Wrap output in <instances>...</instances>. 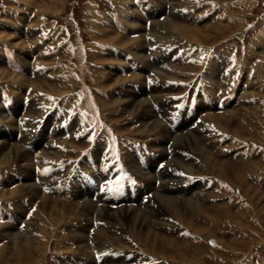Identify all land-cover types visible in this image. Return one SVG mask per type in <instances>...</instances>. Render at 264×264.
<instances>
[{
  "label": "rangeland",
  "instance_id": "obj_1",
  "mask_svg": "<svg viewBox=\"0 0 264 264\" xmlns=\"http://www.w3.org/2000/svg\"><path fill=\"white\" fill-rule=\"evenodd\" d=\"M41 1L49 2L50 0H0V39L3 43L14 46L17 56L22 58L25 64H28L30 57H28V59L25 58V52H27L26 47L30 48L32 46H27L25 39H21V37L23 36L25 38L27 36V32H29V44L32 45L37 41L35 39L30 40L31 37L34 38V35L38 36V40L45 38L47 40L49 38L47 40V46L45 47L43 54L37 58L35 65L37 66L36 68H38V65L45 66L46 70L51 74L47 73L45 75L46 71L42 67L45 73H39V71H35V74L33 75L30 69H28L29 75H27V73L23 75L17 72H11L10 67H7L6 64L1 65L3 64L1 63L0 71L7 72L8 76L4 79L0 78V81L10 82L11 85H17L18 90L23 89V86H19V83L22 82V85H25L23 95L26 89L29 86L31 87V95L29 94V97H31L32 101L36 100V102L35 105L31 107V116L29 117L27 115V117L30 119L36 117V120L39 121L43 116H39V114H41L39 104L44 106L46 103H50V106L54 108H60L63 111L66 110L67 118H70L71 116L70 124L65 123L64 125H66V127H61L60 130L66 132L70 127L69 136L67 141L63 140L60 141L58 145H53V150L50 151L46 149L49 146L44 147V145H46V142L44 141L47 140V143H49L47 138L51 136L53 132L47 128V125L46 128H44L43 124V127L41 125L40 131L38 133V138H33V136L26 134L29 133L28 130L25 132V137H27L26 143H29L32 146L31 148L26 146L28 148L26 149L24 146L25 144L22 142L25 137L22 139L20 135L22 132L16 134L17 125L13 128L8 126L16 123L14 118L16 119V117L19 115V111L25 107L21 103L23 96H18V92H22L20 90H11V92L15 93L17 96V99L15 98L14 102L20 105L17 106L18 108L16 111L11 109V113L5 112L2 105H0V110L4 111V115H8V117L11 116V120L14 122H3V120H0L1 125L5 124L7 126L5 127L7 133H5L2 129L0 130V143H5L3 141H8L12 145L15 143L24 150H28L27 152L30 154L27 153V160L19 158L18 161L13 162L6 167L0 168V183H3L4 185V188L2 189L3 191L0 189V199L2 198V205L3 202L6 203V198L10 195L7 193L11 190L9 189L8 184L10 183L9 180L12 177L17 182V184L14 186V189L21 187L22 185L20 184H23L22 187H28L31 186V184H34L39 194V190L47 188L49 191L53 192V194H48L49 196H47V194L42 195V197L47 196L46 198L49 201L52 199V201L57 202L58 199V202H63L65 206L72 204L73 201H77L80 205L86 203L87 206H90L91 204L93 210H95V204L90 199V197L80 201V198L83 196V190H81V187L78 185H74L71 192L74 199L66 200L61 196L64 195L61 193H65L63 187L64 178L58 170V163L60 158H62L60 163L65 169H67L68 167L66 166L65 162H67L70 158H73L74 160L82 157L83 153L87 151V148H90L91 146L94 147L92 149V153L96 154V158L97 154H99L97 149L103 148L106 149L105 154H103L105 164L115 161V167H118L120 170L115 181H111V193L120 191L117 185L121 181H125L128 176H134L131 174V172L135 174L138 179L140 178V175H145L143 177H146L149 180L152 179L149 184H146L143 180L139 179L140 183H142V188H144V186L146 188H144L145 192L142 193L146 194L150 191H153V193L148 198L143 208L140 204L137 206H132V208L138 209L141 212V214L139 211L136 212L137 216L139 217H145V213H148L147 218H149L146 219L147 221L145 220L148 229H145L144 226H139L138 224H130L129 220L126 221L124 217H122L123 219L119 220L117 223L113 221L111 224L106 223V221L104 222L106 227H108L107 229L103 230L106 234H110L111 236L109 240V242H111L108 246L114 247L117 253L127 254V250H132L134 253L138 252L139 256L144 258L143 264H242L246 262L249 264L248 261L252 262L251 259H254L255 257L256 259L259 258L264 261V39L261 43L257 42L259 41L260 36H264V0H197V3L201 4L200 7H202V10L200 11L199 8L194 10V19L191 18V21L186 20L185 22L179 17L182 16V14H180L178 10H175V14H173L172 11H170L171 14H166L165 3H171L173 8L187 6L193 9L194 2L196 0H150L153 8H156V2L162 9L159 14L165 13L166 16L162 19L158 18L159 20L156 19L154 10L152 8V12L146 11V17H142V22H140L141 14L133 15V20H135L137 23L124 20V24L128 28L131 26L130 28L133 29L128 30V35H130L129 37L125 36V34L117 33L116 29L112 25H100L96 20H94L95 17H97V19L99 18L98 15H101V18H105V12L113 7L111 0H63L64 3L61 5V9L54 14L48 13L47 15H39L40 9L38 6L41 4ZM121 1H123L124 5L130 4V2H127V0H115L114 3H116V8H119ZM163 1H165V3H162ZM241 1H248L247 4L250 7L247 12H244L245 7ZM173 2L175 3L173 4ZM129 8H131V6ZM206 8L207 10L203 12ZM93 12L95 13L94 16H92L94 14ZM121 12L122 11L119 9V13ZM130 12L134 13V9H131ZM122 13L125 14V10ZM204 13H206L207 16L202 18L201 16ZM149 18L153 19L150 29L152 44L156 43L157 45L163 47L169 44L171 48L166 51H174L177 54L179 50H183L182 54L185 56L188 55L183 62H179V65H170V70H164L163 72L156 74L155 78L159 79V84L157 86H151L153 89L151 96L153 95V98L161 106H166L167 104L166 98L164 97L166 94H162L161 96L158 94V92L165 93L168 90H170L175 95H178L179 93H184L185 90L187 92V89L190 88V95H188L187 92L185 97H191V100H194L198 95V89L201 90V88L205 86V78H203L202 74L204 68L208 65V72L205 74L207 75L206 77L208 79L205 80H209V82H206V89L211 86L214 88L213 90H209L210 94L216 95L221 91L226 90V93H229L231 96L230 99L233 96H236L235 101L232 100L233 102H227L225 107L220 108L218 106V109L215 110V113L213 112L214 108H212V105H208L206 103V105H204L200 102L198 108L195 111V115H199L202 111L209 110L211 112H207L205 115L210 116L207 117L204 115V120L202 119L201 123L196 128H194V130L187 131L186 133L180 132L178 135L173 134L169 126L165 125L162 119L158 118L154 113L149 102L150 98L147 96V93L144 92L142 83V79L145 80L143 78V73H147L148 71L143 68H139V74L135 75V73H131L130 76H117L115 74L117 73V67H115V64L121 62L117 59L105 57L107 54H110L107 53L110 51H107L105 55L103 53V46L97 45L96 52L91 50L92 46H96V42L102 44L109 43L121 47L119 44L117 45V43L115 44L106 40L116 36L117 34L125 37L127 40L134 39V37L141 38V47L134 43L125 45L121 48H125L127 52H130L134 59H142L145 64H149L150 66L151 62H149L148 58H142L145 50L143 42L145 38L143 30H145V27L143 25L145 24V20ZM167 18H171L173 22H178L181 24L184 23L191 27L199 26L198 28L220 24L222 25L221 30L224 31V34L222 36H220V34V37L211 44H199L192 41L190 42V40L188 41L187 39L178 36L164 39L162 36L166 34V32L161 28L159 23H162L163 20ZM197 19H200V22ZM60 21L68 22L65 29L60 30L58 28L60 27ZM40 23H42L41 26ZM22 26L27 28L26 34L23 31L24 28H20ZM34 26H36L35 28L37 31L32 34V28ZM47 27L48 36L45 34L44 30V28ZM5 29L9 32H13V34L8 33ZM67 29L72 31H68ZM109 29L112 30L113 33L107 35V30ZM40 31L43 33H40ZM21 32L22 34H20ZM65 32H68L70 38L73 37L70 40L71 42H77V47L82 48V50H80L81 52H78L77 54H71V52L68 50L67 44L63 45L62 43H59V41L63 39V33ZM260 33L263 34L259 35ZM239 39H243L244 42L241 43ZM82 40H89V42H86V47L84 46V43H82ZM15 42L21 43L14 45ZM19 46L21 48H19ZM38 47L36 45V49H29L28 51L33 54L37 51ZM0 50L2 52L6 51L4 49ZM193 50L194 52H192ZM157 51H159V49L156 51L154 50L153 55L155 54V56H157ZM70 54L73 57H71ZM222 54H224L227 59H225V61L217 67L218 63L213 60L219 58ZM45 56L46 58H44ZM69 58L72 62L75 74L72 73L71 66L69 64ZM231 62L242 65L244 71L245 69L248 70L246 73L243 72L242 74L243 77L244 75L247 76L244 78V80L239 77L235 84H233L234 89H229L228 82L224 81L223 79V75L226 73V66ZM248 65H252V69H249ZM103 66L107 70L104 69ZM249 70H252V72L250 73ZM96 71L100 73L102 82H98L96 78V74L98 73ZM155 71L159 72V70ZM109 75L111 76V80L108 79ZM15 76L24 80L22 81V79L14 78ZM116 77L125 78L127 80L123 81V84H116L114 83ZM212 78L214 80L217 79L219 83L212 81ZM165 79H173L175 88L171 89V87H166ZM135 80L138 82V84H141L139 85L140 93L136 92L138 90L137 87H135L134 90V88L128 85L129 81ZM240 82L245 84L247 89H245L243 85L241 89H239L241 86ZM10 83L9 86H11ZM50 86H55L57 89L60 88L63 90V92L58 95L49 93L48 91H51L49 89ZM27 92L28 91H26V93ZM144 94L145 96H142ZM139 96H142L143 99L147 100L148 105H150L149 108L152 109L151 112L153 114V119L155 118L157 121H159L164 129H156L154 132L152 131L153 133H151L147 129V124L144 126L142 125L143 121L146 120L145 116H143L144 118L141 119L142 113H130L122 109L123 106L120 105V103L126 101L131 103L133 107L135 105L133 102L140 101L137 99ZM183 99L175 100L173 103H180ZM214 99L218 100V97H215ZM237 100L239 102H237ZM213 103H218V101ZM106 106H109V108ZM234 108H237V110ZM115 111L116 113H114ZM221 111H223V113ZM54 113H57V111L53 110L52 114ZM62 115L64 116L63 112ZM191 120L189 123H191ZM151 121V119L148 120V124H150ZM48 123L49 121L47 124ZM30 124H32L31 121ZM207 124L213 127L215 132L212 134L200 133L201 131H199V129L204 128V126ZM186 125L188 124L184 122L183 127H179V130L185 128ZM35 126L36 125L33 124L31 125L32 130ZM37 129L38 128H36V130ZM3 133H5L9 139H5L2 136ZM16 135H19V140H16ZM185 135L191 139V142H189V140L187 141L186 139V141H184V145L181 146V139H179V144L177 138L184 137ZM43 137H45L46 140H43ZM52 138L58 140L57 136H53ZM169 139H172L171 147L173 149H170V151H174V154L170 159H167V161L164 162L167 155L165 147L171 141ZM231 142L232 144H230ZM63 143L66 144L63 145ZM147 145H149L150 149H155V154H149L145 148ZM69 146H71L70 149ZM43 147L45 149H43ZM64 148L66 149V152L63 154L65 150ZM200 148L202 149L199 151H207L206 153L212 156V158L215 157V161H219V163L227 161L229 162L228 164L234 165V167L237 169L242 168V170H239L240 175H242L243 180H246L245 182L248 189H252V191H250L251 200L248 196H246V186H244L240 181L231 183L226 177L224 178L220 175L218 176L216 171L213 173L208 169L204 155L198 151ZM37 149H40L39 153H36ZM161 149H163V151ZM127 153L129 155L125 156ZM136 153L142 155L143 161L153 163L150 167L149 173L148 171H144L137 166L135 160L132 158V156H134ZM108 154H110V156H108ZM126 157L128 160L127 164L124 161ZM73 160L71 163L74 162ZM47 161H50V165L53 166H46ZM82 163H84V161H82ZM13 164L15 167L19 168H15ZM27 164L29 167H31L29 168ZM157 165L162 167V169L159 172V175L155 176L153 170ZM79 166H81V160L79 161ZM127 166L131 172L128 170ZM27 169L29 170L28 172ZM15 170L19 171L17 172ZM34 170L37 172L41 170L46 172V174L45 176L37 177L38 173L41 174V172H38L36 175H34ZM110 170L112 169L110 168L108 171ZM102 171L103 169L96 171V176H103ZM112 171L114 174H117V170L113 169ZM7 172L11 173L10 175L12 176H9V173ZM13 172H17V177L21 176L22 178L19 180L13 175ZM229 176L231 177V175ZM157 177L160 179V181H162L156 186V188L152 182H155V178ZM34 178L38 179L35 180ZM158 178L156 181L159 180ZM34 181H36L38 185ZM51 181L55 182L53 186L54 188H51L52 186H50ZM203 182H206L208 186L207 190H203L204 192L201 190L202 185L199 184ZM24 183L26 184L24 185ZM40 183H42L41 187ZM190 183L195 184L193 186L183 187V185L187 186ZM87 186L88 183L85 182V187ZM159 187L161 189H159ZM55 190H57V193H55ZM158 193L167 198L173 197L172 199H177L179 197L178 199H184L186 202H190V200H192V202L195 201L196 203H199L201 206L197 210L201 211L198 212L197 210L191 211L192 205L190 206L187 204V208L189 210L187 220L191 222L190 226L192 227L187 226L186 223L181 222L177 217L173 216V214L167 212L165 209H161V205L155 199ZM143 194L142 197L144 196ZM26 195L27 194L16 196L15 194H12L8 197V200H11L13 203V213L16 220L11 218L9 214H6L9 213V208L12 207L11 205H5L6 209L3 211L4 214L0 217L6 216L18 223L19 220L17 217H24V214L29 211V203H35L36 201V208L31 211V216L28 214L30 218L27 217L24 221L25 223H23H38L42 226V229H40L41 227L39 228L40 233L42 232L45 234H40L34 227H30V230L29 228L27 230L24 229L25 231H20L17 229L19 235L23 239L31 240L30 242L34 244L37 249H39L42 245L44 248L46 247V251L42 253H39L38 250L30 249L33 251L32 264H40L43 262L45 264H55L56 261H61L63 264H97L93 256V249H91V251L86 254L82 253V251L77 252V242L75 244H71L72 241L70 240L69 236L70 232L66 229L72 228L74 224H80L81 226H86L84 229L89 230L88 236H90V230H92V227H89V225L86 224H90L91 221L90 219L87 220L86 214H81L83 211L79 213L80 215L77 214L71 218H68L70 219L68 222H62L57 225L54 223H48L46 225L38 219L40 208L37 206V204L39 203L38 199L42 197H39L33 201L32 199L34 194L32 197H30V193L28 194L29 197ZM54 195L58 198L56 199ZM4 198L5 200H3ZM121 198L124 199L125 196ZM16 199L17 201H14ZM25 202H27L29 208L25 206ZM106 205H108V203H105V205L102 207H104V209L112 210V208L110 209V207L108 206V208ZM19 206L25 207L26 209L22 214H17L20 209ZM124 206L130 207L131 205L129 204ZM220 206H226L230 213L220 211L219 214L215 208ZM67 208L68 206L63 210L65 213L68 211ZM147 208L150 210L149 212L146 210ZM99 224H102V222H98L97 226ZM9 225L10 223H0V228L1 226L8 228ZM70 225L72 226L69 227ZM97 226H93V229L98 228ZM45 228L47 230H45ZM101 229L102 228H99V230ZM196 229H198L200 233L196 232ZM148 230H150L151 233H156L158 235V239L166 238V240H174L177 242L176 244L178 246L173 244L170 248L164 249L163 244L157 243L152 247V241L148 240ZM131 232L134 233V236ZM49 236L50 238H48ZM2 237L3 236H0L2 243L6 244L7 240L3 239ZM45 242H47L46 245ZM88 245L95 249L93 243H88ZM101 248L103 247L99 246L97 247V250H104L107 248V246L104 247V249ZM10 249L11 247L9 248V251L11 252L12 249ZM51 255L54 259L53 262L49 259ZM69 256H73L75 260H72ZM91 259L93 260V263L87 262Z\"/></svg>",
  "mask_w": 264,
  "mask_h": 264
},
{
  "label": "bare ground",
  "instance_id": "obj_2",
  "mask_svg": "<svg viewBox=\"0 0 264 264\" xmlns=\"http://www.w3.org/2000/svg\"><path fill=\"white\" fill-rule=\"evenodd\" d=\"M115 1V0H114ZM162 1V0H161ZM63 3H64V1L63 0H50L49 2H47V1H41V4L38 6L39 7V15L40 14H45V15H47L48 13L49 14H54L55 12H57L58 10H60L61 9V5H63ZM162 3H165V1H163ZM175 2H173V4H174ZM116 4V3H115ZM165 4H168V2H166ZM127 6V5H126ZM162 6V5H161ZM164 6V5H163ZM120 7V6H119ZM190 7H191V5H190ZM129 8V7H128ZM176 8V7H175ZM119 9V8H118ZM166 11V10H165ZM164 11V12H165ZM177 12V11H176ZM214 12V11H213ZM125 13H126V11H125ZM148 13V12H147ZM178 13V12H177ZM235 13V12H234ZM179 14V13H178ZM177 14V15H178ZM221 14V13H220ZM225 14V13H224ZM42 15V16H43ZM219 15V14H218ZM35 17V16H34ZM169 17V16H168ZM234 17V16H233ZM235 17H238V16H235ZM37 18V17H36ZM38 18H39V16H38ZM203 18V17H202ZM217 18V17H216ZM241 18V17H240ZM24 19V18H23ZM34 19V18H33ZM243 19V18H242ZM39 20H41V19H39ZM198 20V19H197ZM200 20V19H199ZM198 20V21H199ZM217 20V19H216ZM46 21V20H45ZM158 22V21H157ZM156 22V23H157ZM200 22V21H199ZM235 22V21H234ZM44 23H46V22H44ZM137 23V22H136ZM145 23V22H144ZM187 23V22H186ZM213 23V22H212ZM219 23V22H218ZM34 24V23H33ZM41 24L42 23H40V26H41ZM209 24V23H208ZM35 25V24H34ZM37 25V24H36ZM159 25L161 26V28L162 29H164L165 30V32H166V34H164L163 36L162 35H160V36H162L164 39H167V38H170V37H175V36H178V37H181V38H185V39H187L188 41L190 40V42L192 41V42H197V43H203V44H211V43H213V42H215L220 36H222L224 33V31H222L221 30V27H222V25H220V24H216V25H213V26H207V27H204V28H198L197 26L196 27H191V26H188L187 24H181V23H178V22H173L172 21V19L171 18H167V19H165V20H163V22L162 23H159ZM196 25V24H195ZM31 26V25H30ZM33 26V25H32ZM48 26V25H47ZM98 26V25H97ZM142 26V25H141ZM144 26V25H143ZM157 26V25H156ZM36 27V26H35ZM131 27V26H130ZM129 27V28H130ZM133 27V26H132ZM155 27V26H154ZM38 28V27H37ZM154 29V28H153ZM157 29V28H156ZM223 29V28H222ZM33 30V29H32ZM141 31V30H140ZM154 31V30H153ZM157 31V30H156ZM42 32V31H41ZM143 32H144V30H143ZM230 32V31H229ZM43 33V32H42ZM110 33H113L112 32V30H107V35L108 34H110ZM136 33V32H135ZM20 34H22V32L20 33ZM160 34V33H159ZM221 34V35H220ZM220 35V36H219ZM42 36V35H41ZM40 36V37H41ZM21 37V36H20ZM132 38V37H131ZM108 42H112V43H117V45L119 44L121 47H124L125 45H130V44H137V46L139 45H141L142 44V40H141V38H136V37H134V39H131V40H127V39H125V37H123V36H121V35H116V36H113V37H111V38H108V39H106ZM258 40V39H257ZM263 40V39H262ZM143 42H144V40H143ZM259 42V41H258ZM19 43H21V42H15L14 43V45H18ZM136 46V45H135ZM143 46V45H142ZM260 46V45H259ZM119 47V46H118ZM141 47V46H140ZM19 48H21L20 46H19ZM24 49V48H23ZM141 49V48H140ZM189 49V48H188ZM253 50V49H252ZM255 51V50H254ZM135 52H136V50H135ZM253 52V51H252ZM140 56H141V54H140ZM136 57V56H135ZM138 57V56H137ZM142 58H144V59H146L147 57L143 54L142 55ZM141 59V58H140ZM142 60V59H141ZM262 60V59H261ZM27 61V60H26ZM138 61V60H137ZM143 61V60H142ZM150 62V61H149ZM215 64V63H214ZM148 66H149V64H148ZM68 67V66H67ZM150 67V66H149ZM110 68V67H109ZM97 70V69H96ZM94 71V70H93ZM98 71V70H97ZM96 71V72H97ZM147 71V70H146ZM214 71V70H213ZM95 72V71H94ZM207 72H208V70H207ZM93 73V72H92ZM98 73V72H97ZM160 73V72H159ZM109 74V73H108ZM113 75V74H112ZM136 75V74H135ZM212 75H213V73H212ZM8 76V73L7 72H3V71H0V78L1 79H4L5 77H7ZM96 78H97V80H98V82H102V77L100 76V73H98V74H96ZM207 76V75H206ZM94 77H95V75H94ZM14 78H17L16 76L14 77ZM95 78V79H96ZM166 78H168V77H166ZM17 79H22V78H17ZM108 79L109 80H111V76L109 75V77H108ZM116 80H115V82L114 83H122L123 81H126L127 79H125V78H115ZM129 79V78H128ZM24 79H22V81H23ZM132 80H134V79H132ZM166 80V79H165ZM26 81V80H25ZM114 81V80H113ZM121 81V82H120ZM136 81V80H135ZM27 82V81H26ZM211 82V81H210ZM18 83V82H17ZM21 83V84H20ZM19 83V86H23V89H19L22 93H19L18 92V96H20V97H22L23 96V92H24V87H25V85L23 84L22 85V82H20ZM24 83V82H23ZM143 83V82H142ZM260 83V82H259ZM123 84V83H122ZM27 85V84H26ZM111 85V84H110ZM125 85V84H124ZM139 85H141V84H139ZM252 85H254V84H252ZM119 86V85H118ZM117 86V87H118ZM40 87V86H39ZM102 87V86H101ZM115 87V86H114ZM127 87V86H126ZM212 87V86H211ZM35 89V88H34ZM39 89V88H38ZM40 89H41V87H40ZM51 91H48L49 93H53V94H60L61 92H63V90L62 89H57L55 86L54 87H51L50 86V88H49ZM42 90V89H41ZM155 90V89H154ZM161 90V89H160ZM120 91V90H119ZM133 92V91H132ZM20 94V95H19ZM126 94V93H125ZM244 94V93H243ZM242 94V95H243ZM63 95V94H62ZM157 95V94H156ZM132 96V95H131ZM142 96H145V94L144 95H142ZM142 96H139L137 99L138 100H140V101H138V102H133L135 105L132 107V104L131 103H129V102H123V103H120V105H122L123 107H122V109L123 110H125V111H127V112H130V113H134V112H137V113H142V115H141V119L142 118H144L143 116H145V118H146V120L145 121H143V123H142V125L144 126L145 124H147L148 126V131H150L151 133H153L156 129H164L163 128V126H161V123L159 122V121H157L155 118L153 119V114H152V112H151V110L152 109H150L149 107H150V105H148V103H147V100L146 99H143V97ZM241 96V95H240ZM239 96V97H240ZM244 96V95H243ZM125 97V96H124ZM133 97V96H132ZM135 97V96H134ZM253 97V96H252ZM129 99V98H128ZM162 99V98H161ZM245 99V98H244ZM243 99V100H244ZM127 100V99H126ZM135 100V99H134ZM122 101V100H121ZM130 101H132V100H130ZM20 104H18V103H15L14 102V105L12 106V110H14V111H16L17 110V106H19ZM107 108H109V106H106ZM206 107V106H205ZM204 108V107H203ZM235 109V108H234ZM233 109V110H234ZM203 110V109H202ZM235 110H237V108L235 109ZM241 110V109H240ZM114 111V110H113ZM113 111H110V112H113ZM114 113H116V111L114 112ZM110 114V113H109ZM113 114V113H112ZM233 114V113H232ZM231 114V115H232ZM237 114V113H236ZM14 115H15V113H14ZM205 116H207V115H205ZM210 116V115H209ZM209 116H207V117H209ZM234 116V115H233ZM234 118V117H233ZM239 118V117H238ZM152 120L151 121V123L150 124H148V120ZM209 119H211V118H209ZM226 119V118H225ZM236 119V118H235ZM240 119V118H239ZM0 120H3V122H5V121H7V122H9V121H11L12 123H14L12 120H11V116L10 117H8V115H4V111L3 110H0ZM14 120L16 121V119L14 118ZM203 120H204V118H203ZM222 120V119H221ZM237 120V119H236ZM24 121V120H23ZM210 121V120H209ZM223 121V120H222ZM208 122V121H207ZM141 123V122H140ZM213 123V122H212ZM12 125V126H11ZM11 125H8V126H10V127H16V123H14V124H11ZM43 127V126H42ZM43 130V129H42ZM153 131V132H152ZM158 131V130H157ZM162 132V131H161ZM169 132V131H168ZM236 132V131H235ZM58 133V132H57ZM158 133V132H157ZM1 134V133H0ZM27 134V133H26ZM26 134L25 133H21L20 135H21V137H22V139L26 136ZM166 134V133H165ZM2 136L5 138V139H9V137L5 134V133H3L2 134ZM167 136V135H166ZM171 136V135H170ZM1 137V136H0ZM39 137V136H38ZM164 137V136H163ZM168 137V136H167ZM13 139V138H12ZM44 139H46L45 137H43V140ZM179 139H181V146H183L184 145V141H186V139H187V141L189 140V142H191V139H189L186 135L184 136V137H181V138H177V140H178V142H179V144H180V140ZM26 140H27V137H25L23 140H22V142L24 143V144H27L26 143ZM159 140H161V139H159ZM170 140V139H169ZM1 141V140H0ZM3 142H5V143H0V168H2V167H6V166H8L9 164H11V163H13V162H15V161H18L19 160V158H21V159H26L27 160V158H28V156H27V153H29V152H27L26 150H24L23 148H21L20 146H18L17 144H11V143H9L8 141H3ZM168 142V141H167ZM165 143V142H164ZM163 144V143H162ZM152 145V144H151ZM165 146V145H164ZM62 147H64V146H62ZM155 147V146H154ZM43 149H45L44 147H43ZM165 149V148H164ZM202 148H200V149H198V151L199 150H201ZM153 150H155V149H153ZM157 150V149H156ZM162 151H163V149H161ZM175 150V149H174ZM207 150V149H206ZM181 151V150H180ZM42 152V151H41ZM43 152H45V151H43ZM201 154H203L204 155V159H205V161H206V163H207V167H208V169L211 171V172H213V173H215L214 171H216V173H217V175L219 176H222V177H226L231 183H236L237 181H240L244 186H246V180H243V178H242V175H240V171L239 170H242V168H240V169H237V168H235L234 167V165H230V164H228L229 162H227V161H223V163H219V161H215V157L214 158H212V156H210V155H208L206 152H204V151H199ZM46 153V152H45ZM206 153V154H205ZM30 154V153H29ZM44 154V153H43ZM162 154V153H161ZM46 155V154H45ZM36 157V156H35ZM56 157V156H55ZM58 157V156H57ZM40 158H42V157H40ZM35 159V158H34ZM31 160H32V158H31ZM30 160V161H31ZM42 160V159H41ZM40 161V160H39ZM43 161V160H42ZM25 162V161H24ZM131 162H133V161H131ZM22 163V162H21ZM167 163H169V162H167ZM17 164V163H16ZM29 164V163H28ZM28 164H27V166H28ZM14 165V164H13ZM38 165V164H37ZM51 166H53V165H51ZM167 166V165H166ZM14 167H15V165H14ZM29 167V166H28ZM27 167V168H28ZM31 167V166H30ZM29 167V168H30ZM41 167V166H40ZM264 167V166H263ZM15 168H17V167H15ZM19 168V167H18ZM17 168V169H18ZM24 168V167H23ZM135 168V167H134ZM189 168V167H188ZM12 170V169H11ZM10 170V171H11ZM138 170V169H137ZM15 171H17V170H15ZM19 171V170H18ZM17 171V172H18ZM21 171H22V169H21ZM29 170L27 169V172H28ZM139 171V170H138ZM24 172V171H23ZM25 172H26V169H25ZM30 172H31V170H30ZM29 172V173H30ZM225 172H226V175H225ZM7 173H9V172H7ZM11 173H12V171H11ZM11 173H9V176H12V175H10ZM137 173V172H136ZM138 173H140V172H138ZM149 173V172H148ZM191 173V172H190ZM31 174V173H30ZM58 174V173H57ZM145 174V173H144ZM29 175V174H28ZM139 175V174H138ZM143 175V174H142ZM229 175H231V177L229 176ZM9 176H7V177H9ZM30 176V175H29ZM59 176V175H58ZM143 176H145V175H143ZM143 176H141L140 175V178L139 179H141V180H143L146 184H149L150 183V181L152 180H149V179H147L146 177L144 178ZM149 176H151V175H149ZM31 177H32V175H31ZM54 177V176H53ZM10 178V177H9ZM30 178V177H29ZM33 178V177H32ZM138 178V177H137ZM24 179V178H23ZM25 179H26V177H25ZM35 179V178H34ZM59 179V178H58ZM17 180V179H16ZM170 180V179H169ZM162 181V180H161ZM5 182V181H4ZM9 184L8 185H11V184H14V183H17L12 177H11V179L9 180ZM44 183V182H43ZM54 181H51V185L50 186H52L51 188H54L53 186H54ZM167 183V182H166ZM165 183V184H166ZM26 183H24V185H25ZM152 184L154 185V182H152ZM20 185H22L23 186V184H20ZM41 185H42V183H41ZM152 185V186H153ZM171 185V184H170ZM15 186V185H14ZM14 186L12 187V188H9V189H11L10 190V192H8L7 194L9 195H12V194H15L16 196H21V195H24V194H27L26 196H28V194L30 193L31 194V196L30 197H32V195H33V201L34 200H36V199H38L39 197H42V195H44V193L42 194V190H39L40 191V194L37 192V189H36V187L34 186V184H31V186H28V187H18V188H16V189H14ZM166 186V185H165ZM156 187V186H155ZM169 187V186H168ZM38 188V187H37ZM153 188V187H152ZM157 188V187H156ZM166 188V187H165ZM242 188V187H241ZM159 189H161L160 187H159ZM158 190V189H157ZM1 191H3L2 189H1ZM250 191H252V189H248V187L246 186L245 187V192L247 193V195L246 196H248L249 197V199L251 200V193H250ZM154 192H155V190H154ZM159 192V191H158ZM171 192V191H170ZM38 193V194H37ZM55 193H57V190H55ZM157 193V192H156ZM245 193V194H246ZM162 194H166V193H162ZM9 195V196H10ZM78 195V194H77ZM152 195V194H151ZM150 195V196H151ZM168 195V194H167ZM5 196V195H4ZM8 196V197H9ZM47 196H49L48 194H47ZM46 196V197H47ZM53 196V195H52ZM55 196V195H54ZM2 197H3V194H2ZM8 197L6 198V200H8ZM29 197V196H28ZM45 196H43L42 198H39V203L37 204V206L40 208V210H39V217H38V219L42 222V223H45L46 225L48 224V223H50V224H55V225H57V224H60V223H62V222H68V221H70V219H68V218H71V217H73V216H75V215H80L79 213L81 212V211H83L81 214H86V216H84V217H86L87 218V220H89L90 219V224L88 223V224H86V225H89V227H92V231H94V233H93V235H91L90 234V238H91V241L93 242V244H94V246H95V248H97V247H103V248H101V249H104V247H106V246H108V245H110V242H109V240H110V234L108 235V234H106L105 233V231L103 230V229H107V227H106V225H105V223H104V225H102V224H99L97 227L98 228H94L93 229V226H92V221L93 220H97V219H99V220H103L104 222L106 221V223H112V221L113 222H115V223H117V222H119V220H122L123 218L122 217H124V219H126V221H128L129 220V223L130 224H138L139 226H144V228L146 229L147 228V226H146V222H145V220L146 219H148L147 218V216H148V213L146 212H144L145 213V217L143 216H137V214H136V212L137 211H139L138 209H135V208H132V206H121L120 208H116L115 210H108V209H104V207H102V208H99L98 210L95 208V210H93V207L91 206V204H90V206H87V204L86 203H83V204H78V202L77 201H73V203L72 204H69V205H67L68 206V208H67V212L65 213V211H63L67 206H65V204L63 203V202H58V197H56V199H57V202H54V201H52V199L49 201L47 198H46ZM176 197V196H175ZM14 198V197H13ZM17 198V197H16ZM77 198V197H76ZM75 198V199H76ZM82 198V197H81ZM153 198V197H152ZM173 197H171V198H167V197H165V196H162L161 194H159L158 193V195H156V201H158L159 202V204L161 205L160 207H161V209L163 208V209H165L167 212H169V213H171V214H173V216H175V217H177L178 218V220H180L181 222H184V223H186L187 224V226H189V227H192V226H190V224H191V222L190 221H188L187 220V217H188V212H189V210H188V208H187V204H189L190 206L192 205V208H191V211H196L197 209H199V207L201 206L199 203H196L195 201L194 202H192V200H190V202H186V201H184V199H172ZM257 198H259V197H257ZM2 199V198H1ZM12 199V198H11ZM21 199V198H20ZM28 199V198H27ZM3 200H5V198L3 199ZM22 200V199H21ZM59 200H60V198H59ZM254 200V199H253ZM14 201H17V199L16 200H14ZM260 201V200H259ZM88 202V201H87ZM150 202V201H149ZM192 202V203H191ZM32 203H34V202H31V203H29L30 205V207L32 206V205H35L36 204V201H35V203L34 204H32ZM253 203V202H252ZM95 204V203H94ZM5 205H7L6 203H4L3 202V207H5ZM18 205V204H17ZM263 205V204H262ZM9 206V205H8ZM20 207V206H19ZM148 207V206H147ZM6 208V207H5ZM17 208V207H16ZM39 208H37V209H39ZM215 209H217V211H218V213L220 214V211H223V212H227V213H230L229 212V210L226 208V206L225 207H223V206H220V207H217V208H215ZM26 209H25V207H20V209H19V212H17V214L19 213V214H22L24 211H25ZM146 210H148V208L146 209ZM4 211V210H3ZM150 210H148V212H149ZM198 211H201V210H197V212ZM28 212V211H27ZM140 212V211H139ZM4 214V212L2 213V211L0 210V216H2ZM16 214V215H17ZM140 214H141V212H140ZM150 214V213H149ZM25 215V214H24ZM151 215V214H150ZM154 215H155V213H154ZM216 215V214H215ZM35 216V215H34ZM229 216V215H228ZM6 217V216H5ZM20 217V216H19ZM23 218V217H22ZM22 218H18L17 217V219L19 220L18 221V223L17 222H14L13 224H10L9 226H8V228H4V227H2L1 226V228H0V236H3L2 238L3 239H6L7 240V243L6 242H4V243H6V244H3L2 243V241H1V239H0V243H1V247H0V264H32L33 262H32V258H33V255H32V252L33 251H31L32 249H35V250H38L39 251V253L41 252H45L46 251V247L44 248L43 247V245L39 248V249H37V247L34 245V244H32L30 241L31 240H26V239H23L20 235H19V232H17V226L16 225H18V224H20V222L22 221ZM30 218V217H29ZM30 221V220H29ZM124 221V220H123ZM147 221V220H146ZM23 222V221H22ZM41 222H39V223H41ZM77 222V221H76ZM98 222H100V221H98ZM122 222V221H121ZM16 223V224H15ZM25 223V222H24ZM34 224H32V222H27L26 224H25V230H27L28 228H29V230H30V227L32 228V227H34L35 229H37L36 231H38L39 233H40V230H39V228L40 229H42V226L40 225V224H38V223H35V222H33ZM75 223V222H74ZM114 224V223H113ZM112 224V225H113ZM44 225V224H43ZM46 225H45V227H46ZM72 225H70L69 227H71ZM86 227V226H85ZM84 226H81L80 224H74L73 225V227L72 228H66L67 229V231H69L70 232V240L72 241V243L71 244H75L76 242H77V252H79V251H82V253H89L90 251H91V249H94V248H91V246H89L88 245V232H89V230H85L84 228H85ZM99 228H102L101 230H99ZM114 228V227H113ZM23 229V230H24ZM148 229V228H147ZM24 230V231H25ZM32 230V229H31ZM45 230H47L46 228H45ZM110 230V229H109ZM113 230V229H112ZM131 231V230H130ZM50 232H51V230H50ZM106 232H107V230H106ZM196 232H198V233H200V231L198 230V229H196ZM25 233V232H24ZM42 233V232H41ZM40 233V234H41ZM53 233V232H52ZM132 233V235L134 236V233L133 232H131ZM151 231L150 230H148V240H150V241H152L151 243H152V247H153V245L155 246V244H157V243H159V244H163V246H164V249H168V248H170L173 244H175V245H177L176 243L177 242H175L174 240H166V238H164V239H158V235L156 234V233H151ZM22 234V233H21ZM42 234H45V233H42ZM39 236H41V235H39ZM113 236V235H112ZM67 237V236H66ZM48 238H50V236L48 237ZM47 238V239H48ZM136 238V237H135ZM32 239V238H31ZM38 239V238H37ZM61 240V239H60ZM68 240V239H67ZM136 240V239H135ZM37 241V240H36ZM58 241V240H57ZM70 241V242H71ZM42 243V242H41ZM109 243V244H108ZM47 244V242H45V245ZM178 246V245H177ZM11 247V249H12V251L10 252L9 251V248ZM62 248V247H61ZM10 249V250H11ZM31 249V250H30ZM155 250V249H154ZM74 251V250H73ZM10 253V254H9ZM76 253V252H75ZM81 253V252H80ZM88 255V254H87ZM63 258V257H62ZM58 259V258H57ZM56 259V260H57ZM65 260H67V259H65ZM53 262V261H52ZM76 262V261H75ZM87 262H89V263H93V260L91 259L90 261H87ZM51 264V263H50ZM56 264V263H55ZM59 264H63V262H61V261H59ZM71 264H77V263H71ZM88 264V263H87Z\"/></svg>",
  "mask_w": 264,
  "mask_h": 264
},
{
  "label": "crops",
  "instance_id": "obj_3",
  "mask_svg": "<svg viewBox=\"0 0 264 264\" xmlns=\"http://www.w3.org/2000/svg\"><path fill=\"white\" fill-rule=\"evenodd\" d=\"M241 2L244 4V7H245L244 12H247L248 9H249V7H250V6L247 4L248 1H241ZM243 4H242V5H243ZM119 6H120V7H123V8H126L125 11H126V13H127L128 10H129V8H128L127 6H131V5L128 4V5L126 6V5H124L123 1H121ZM120 7H119V9L122 10V11H124L123 8H120ZM122 14H124V13H122ZM138 14H139V13H138ZM139 15H140V14H139ZM261 34H263V33H260L259 35H261ZM263 35H264V34H263ZM262 39H264V36H263V37L260 36V38H259V42H258V41H257V42H258V43H261V42L263 41ZM248 262H249V264H252L250 261H248Z\"/></svg>",
  "mask_w": 264,
  "mask_h": 264
}]
</instances>
